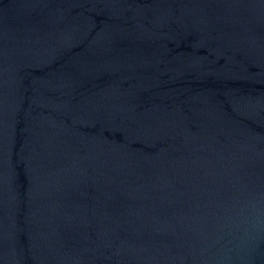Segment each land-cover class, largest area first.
<instances>
[{
    "label": "water",
    "instance_id": "obj_1",
    "mask_svg": "<svg viewBox=\"0 0 264 264\" xmlns=\"http://www.w3.org/2000/svg\"><path fill=\"white\" fill-rule=\"evenodd\" d=\"M0 264H264V0H0Z\"/></svg>",
    "mask_w": 264,
    "mask_h": 264
}]
</instances>
